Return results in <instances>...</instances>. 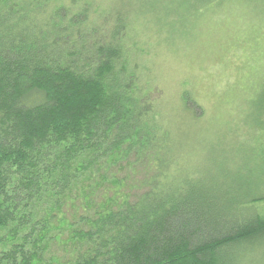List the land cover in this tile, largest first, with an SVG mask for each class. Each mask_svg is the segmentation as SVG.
<instances>
[{
  "label": "trees",
  "instance_id": "obj_1",
  "mask_svg": "<svg viewBox=\"0 0 264 264\" xmlns=\"http://www.w3.org/2000/svg\"><path fill=\"white\" fill-rule=\"evenodd\" d=\"M246 1L142 0L123 20L113 0H0V264H245L264 181L185 169L143 57L149 28ZM252 100L264 179V81Z\"/></svg>",
  "mask_w": 264,
  "mask_h": 264
},
{
  "label": "rangeland",
  "instance_id": "obj_2",
  "mask_svg": "<svg viewBox=\"0 0 264 264\" xmlns=\"http://www.w3.org/2000/svg\"><path fill=\"white\" fill-rule=\"evenodd\" d=\"M246 2L223 7L212 17L205 14L190 31L178 32L172 39H163V33L149 28L144 32L147 55L143 57L149 66L147 74L142 72L158 90L157 103L185 169L218 186L246 181L252 192L264 181L263 167L250 152L258 129L247 126L252 117L256 119L252 99L264 81V10L256 0ZM138 3L142 0H113L112 5L125 20L126 8ZM145 3L164 5L169 0ZM109 19L107 28L112 26ZM236 250L245 264H256L264 253V238Z\"/></svg>",
  "mask_w": 264,
  "mask_h": 264
}]
</instances>
